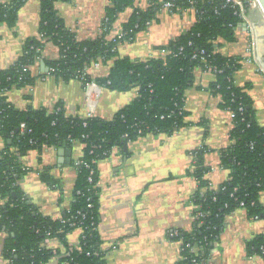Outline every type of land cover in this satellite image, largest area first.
<instances>
[{"label":"trees","instance_id":"obj_1","mask_svg":"<svg viewBox=\"0 0 264 264\" xmlns=\"http://www.w3.org/2000/svg\"><path fill=\"white\" fill-rule=\"evenodd\" d=\"M26 1L12 0L0 5V26L14 27ZM40 1L39 35L28 38L14 64L0 70L1 87L10 89L33 83L35 76L30 69L24 71L23 68L34 65L43 56L45 45L52 42L59 47L60 56L45 61L50 72L58 78H77L97 61L105 64L112 61L108 74L93 76L87 73L86 77L117 91L137 88L139 96L111 120L68 116L61 102L53 112L32 107L19 109L7 102L6 97H0V138L4 141L0 149V198L3 201L0 233L5 234L1 254L5 263L0 264H48L55 256L61 264H106L98 233V162L124 142L147 134L172 135L192 125L187 120L189 112L182 107L187 90L195 84V69L205 67L199 60L192 59V53L202 48L207 51L208 64L216 68V78L209 85L212 95L221 96V108H230L236 113V126L230 132L233 143L221 153L222 163L230 170V178L213 188L206 177L211 168L203 161L206 147L191 151L196 163L192 174L200 189L194 196L197 209L192 229H177L176 235H169L182 242V259L177 264H194V259L208 258L220 240L227 217L238 209H245L250 218L264 215V205L260 201L264 191V127L256 119L249 92L253 84L248 81L237 85L234 74L242 67V57L226 56L218 49L224 43L238 40L237 28L244 22L237 12L238 6L227 0H174L175 11L194 7L196 22L167 45L158 47L171 51L167 57L145 60L120 57L118 43L108 38L119 13L134 7L137 0H110L103 19V33L89 39H78L65 24L55 8L60 0ZM161 8L162 2H158L146 10L136 9L123 28L128 35L120 42L144 29ZM22 123L27 125L25 134L20 130ZM64 141L81 142L84 149L79 159L90 167L82 164L78 168L75 202L62 218L54 219L43 215L26 198L19 181L27 170L22 163L24 155L32 149L42 150ZM41 177L47 184L55 185L48 172ZM76 228H80L83 235L79 249L61 252L45 245L46 240L59 238L67 249V235ZM247 253L264 258V234L247 242Z\"/></svg>","mask_w":264,"mask_h":264},{"label":"crops","instance_id":"obj_2","mask_svg":"<svg viewBox=\"0 0 264 264\" xmlns=\"http://www.w3.org/2000/svg\"><path fill=\"white\" fill-rule=\"evenodd\" d=\"M12 0H0V5ZM110 0H60L55 8L65 24L78 39L96 38L103 33L102 22ZM40 0H27L21 7L14 27L0 26V70L9 68L22 54L26 40L39 35ZM149 8V0H137L134 7L119 13L114 28H124L136 9ZM249 11L256 41L253 52L251 33L241 25L237 28L238 40L224 43L218 49L226 56H241L242 67L234 75L239 85L248 81L253 86L250 95L256 110V119L264 127V25ZM144 29L136 31L133 39L118 46L120 57L147 59L158 54V47L174 36L186 32L196 22V11L184 13L163 9L150 20ZM258 22V23H257ZM114 29L108 34V37ZM59 47L52 42L45 45L43 57L32 65L33 83L13 86L8 100L20 109H47L53 112L61 102L66 114L86 116L87 106L83 83L78 78L64 80L50 72L45 59H58ZM256 60V61H255ZM42 61L48 69H44ZM99 68L89 71L95 76L108 74L112 61L101 60ZM261 67V68H260ZM215 80L212 72L197 71L194 86L186 93L188 121L192 125L175 131L172 135L147 134L137 140L115 146L110 156L98 162L99 170V225L98 233L106 264H177L181 258L182 242L169 235L173 229H192L197 205L194 196L200 185L192 174L196 167L191 151L202 145L204 165L211 169L207 179L218 188L230 178V170L221 159L223 149L233 143L231 118L220 107L221 96L212 95L209 85ZM136 89L117 91L103 87L95 116L111 120L114 115L136 97ZM204 123H200L201 121ZM4 141L0 138V149ZM81 142H61L32 149L22 158L26 173L19 184L26 198L39 211L60 219L75 202L78 169L75 160L82 156ZM48 172L55 185L47 184L41 177ZM264 205V191L260 194ZM0 203L2 201L0 200ZM264 234V215L250 218L245 209H238L226 219V225L216 244L212 264H264L259 255H248L247 242ZM82 230L76 228L67 235L68 246L59 238L45 242L49 248L66 252L80 244ZM5 234H0V256ZM48 264H61L54 257ZM68 264V263H65Z\"/></svg>","mask_w":264,"mask_h":264},{"label":"built area","instance_id":"obj_3","mask_svg":"<svg viewBox=\"0 0 264 264\" xmlns=\"http://www.w3.org/2000/svg\"><path fill=\"white\" fill-rule=\"evenodd\" d=\"M158 2H162V8L160 9V11H162L163 9H166V10H169L170 12H175L174 8H175V2L174 0H149V7L150 6H154L156 4H158ZM228 3L232 4L233 6H238V9H237V12L239 13V15L244 19V22L242 23V25L251 33L252 35V43H251V47L249 48V51L250 52H253V48H255V44H256V41L253 39L254 38V28H253V25L252 23L250 22V19H249V11L253 8H255L257 5L258 7L260 8V3H259V0H227ZM191 3H193V1H191ZM248 6V8H247ZM188 9H194V7H191V8H187V9H183V10H179L180 12H185L186 10ZM195 10V9H194ZM196 11V10H195ZM105 18V17H104ZM151 21H148L147 24H150ZM104 23L102 22V30L104 31ZM114 29V32H112V34L108 37L109 40H111L112 42L114 43H118V46H119V43L122 39L126 38V36L128 35L127 31H124L122 28H117L115 29L114 26L112 28V30ZM190 29V28H189ZM188 29V30H189ZM187 30V31H188ZM178 36V35H177ZM176 36L172 37L170 39L171 40H174ZM40 38H42V35H40ZM133 39V37H130L128 40H131ZM169 41V42H170ZM168 42L165 44L167 45ZM190 44H192V42H190ZM183 50V47L180 48V51ZM158 54L155 55V56H151V57H148V58H152V57H167V55L170 54V50L166 47L164 48H161V49H158ZM43 57V56H42ZM40 57V59L42 58ZM147 58V59H148ZM207 51L202 48V49H198L197 51L193 52L192 53V59L193 60H199L202 64L205 65L204 69L201 67V66H198L196 69H195V72L197 71H204V72H212L214 75H215V72H216V68L210 66L208 64V59H207ZM146 60V59H145ZM256 61V60H255ZM242 62V61H241ZM94 68H99L100 67V63H95L93 65ZM261 68V67H260ZM29 69L31 70L32 69V66L28 65V66H25L23 68L24 71H29ZM89 69H91V67L87 68L85 70V73L82 74V75H78L77 78L80 79L83 83V88H84V93H85V102H86V106H87V115L86 116H76V115H69V116H74V117H80V118H93V117H96L95 116V112L97 110V107H98V103H99V99H100V95H101V90L102 88L104 87L102 84H100L98 81H96L95 79H88L86 77V74L87 73H90L92 74ZM93 75V74H92ZM95 76V75H93ZM215 78H216V75H215ZM234 80H235V83L237 85H239L236 81V77L234 76ZM137 93H136V97L139 96V90L137 88H135ZM10 89L8 88H5V87H1L0 86V97H6V100L7 102L11 103L9 100H8V91ZM135 97V98H136ZM12 105H14L13 103H11ZM15 106V105H14ZM16 107V106H15ZM18 108V107H16ZM20 109V108H19ZM182 110H186L187 111V106H186V102H185V105L182 107ZM227 112L229 113V116L231 118V130L236 126V122H235V119H236V113L231 110L230 108L227 109ZM87 124V122L85 121V125ZM20 130H21V133L22 134H25L27 132V125L25 123H22L21 126H20ZM199 148H205L204 145H202L201 147ZM111 154V153H110ZM83 155V154H82ZM190 155L194 156L193 152L190 153ZM110 156V155H109ZM80 158V157H79ZM76 159L75 160V166L76 168L78 169L82 164L85 165L86 167H90V164L87 163V162H84L82 161L81 159ZM26 169H28L27 167H25ZM213 169V167L211 168ZM94 171V170H93ZM92 171V172H93ZM1 200V198H0ZM2 201V200H1ZM3 203V201H2ZM0 203V204H2ZM194 218H195V215H194ZM196 219V218H195ZM0 234H3V233H0ZM177 234V229H173L171 232H170V235L171 236H174ZM83 237V235L81 236V238ZM47 241V240H46ZM81 242V241H80ZM78 249L80 248V244L79 246L77 247ZM72 250V249H71ZM183 250V246H182V249ZM182 252V251H181ZM215 252V249L212 250L210 256L206 259H203L202 261H197V260H193V263L194 264H212V260H213V254ZM55 257H58V256H55ZM182 259V253H181V258ZM0 263H5L3 261V259L1 258L0 256Z\"/></svg>","mask_w":264,"mask_h":264},{"label":"rangeland","instance_id":"obj_4","mask_svg":"<svg viewBox=\"0 0 264 264\" xmlns=\"http://www.w3.org/2000/svg\"><path fill=\"white\" fill-rule=\"evenodd\" d=\"M255 8L257 9V15L253 16L254 19H257V21L260 20L262 22V24L264 25V13H263L261 7L259 8L258 5H257Z\"/></svg>","mask_w":264,"mask_h":264},{"label":"water","instance_id":"obj_5","mask_svg":"<svg viewBox=\"0 0 264 264\" xmlns=\"http://www.w3.org/2000/svg\"><path fill=\"white\" fill-rule=\"evenodd\" d=\"M259 3H260V7L264 13V0H259ZM260 61L264 67V60H260ZM42 66L44 67V69H46V70L48 69V67L46 66V63L44 61H42ZM124 143L126 144L127 142H124Z\"/></svg>","mask_w":264,"mask_h":264}]
</instances>
